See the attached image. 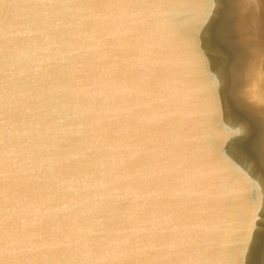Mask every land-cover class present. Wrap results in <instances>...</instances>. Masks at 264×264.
Returning <instances> with one entry per match:
<instances>
[{
	"label": "snow or ice",
	"instance_id": "obj_1",
	"mask_svg": "<svg viewBox=\"0 0 264 264\" xmlns=\"http://www.w3.org/2000/svg\"><path fill=\"white\" fill-rule=\"evenodd\" d=\"M25 7L22 22L0 34V257L203 264L219 206L231 225L222 264H243L255 228L240 201L252 209L256 194L190 150L189 68L209 113L219 109V81L184 32L204 20L205 0ZM161 30L182 47L162 41Z\"/></svg>",
	"mask_w": 264,
	"mask_h": 264
},
{
	"label": "water",
	"instance_id": "obj_2",
	"mask_svg": "<svg viewBox=\"0 0 264 264\" xmlns=\"http://www.w3.org/2000/svg\"><path fill=\"white\" fill-rule=\"evenodd\" d=\"M35 0H0V34L5 25L14 26L27 15L25 7ZM197 4L200 0H188ZM4 3L10 7L5 8ZM209 5L203 21H193L184 32L196 38L201 53L208 60V69L219 81L216 100L217 115L209 113L210 98L198 82L194 68L188 69L187 86L193 110L189 123V140L192 154L207 159L230 182L246 183L256 194L252 209L247 201H240L242 214L248 216V226L254 222L255 231L243 264H264V110L252 102L245 90L247 83L246 60L234 31L235 8L231 0H205ZM162 41L176 48L182 47L178 37L161 30ZM213 152L218 154L217 160ZM255 216L250 213L255 211ZM216 226L205 234L209 254L203 264H222L221 254L228 241L231 225L224 219L219 206L215 208ZM0 264H7L0 257ZM169 264V262H156ZM182 264H197L188 259Z\"/></svg>",
	"mask_w": 264,
	"mask_h": 264
},
{
	"label": "bare ground",
	"instance_id": "obj_3",
	"mask_svg": "<svg viewBox=\"0 0 264 264\" xmlns=\"http://www.w3.org/2000/svg\"><path fill=\"white\" fill-rule=\"evenodd\" d=\"M236 10L233 31L246 60L245 90L264 110V0H231Z\"/></svg>",
	"mask_w": 264,
	"mask_h": 264
}]
</instances>
